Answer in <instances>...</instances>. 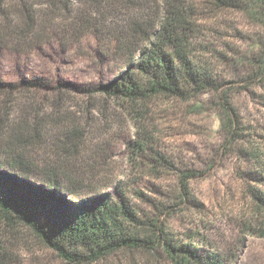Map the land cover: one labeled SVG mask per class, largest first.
Wrapping results in <instances>:
<instances>
[{"label": "trees", "instance_id": "16d2710c", "mask_svg": "<svg viewBox=\"0 0 264 264\" xmlns=\"http://www.w3.org/2000/svg\"><path fill=\"white\" fill-rule=\"evenodd\" d=\"M72 1L0 0V50L31 45L44 23L43 29L52 27L54 16L62 21L64 36L106 40L107 55L117 65L109 79L87 86L60 80L51 85L42 77L0 79V224L14 235L26 229L65 264H91L127 252L168 264H225L195 234L171 237L160 219L164 206L149 199L156 212L142 213L130 200L131 194L145 197L133 188L138 180L168 164L155 149L146 103L157 96L187 99L218 92L222 85L197 56L195 7L187 0H80L83 7L75 13ZM211 3L250 12L264 30V0ZM260 43L264 53V40ZM110 102L126 111L133 128L126 142L130 171L122 180L99 179L109 172L92 164L99 149L89 140L90 127L103 126L94 131L99 136L119 122L109 112ZM226 110L228 132L236 134ZM189 177L191 172L180 177L183 195ZM9 256L0 240V264H13Z\"/></svg>", "mask_w": 264, "mask_h": 264}, {"label": "rangeland", "instance_id": "374dc122", "mask_svg": "<svg viewBox=\"0 0 264 264\" xmlns=\"http://www.w3.org/2000/svg\"><path fill=\"white\" fill-rule=\"evenodd\" d=\"M187 1L195 7L200 30L197 56L222 85L218 92L187 99L157 96L146 103L157 134L155 149L168 164L138 180L133 188L145 197L131 194L130 200L142 213L155 214L149 199L164 206L160 219L171 237L186 240L195 234L225 264H264V30L244 9L218 8L211 0ZM72 2L75 13L83 7L80 0ZM50 21L52 29H43L44 23L31 45L0 50V79L42 77L51 85L60 80L87 86L111 77L117 65L107 55L106 40L64 36L60 18ZM222 92L230 109L223 106ZM108 108L119 122L99 136L94 131L103 126L90 127L89 140L99 149L92 164L109 172H101L99 179L122 180L130 171L126 142L133 128L125 110L114 102ZM225 110L236 122V134L228 132ZM190 172L183 195L180 177ZM0 230L13 264H65L26 229L14 235L0 224ZM91 264L168 263L127 252Z\"/></svg>", "mask_w": 264, "mask_h": 264}]
</instances>
